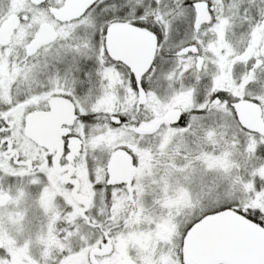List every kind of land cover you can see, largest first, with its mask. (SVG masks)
Masks as SVG:
<instances>
[{"label": "snow or ice", "instance_id": "snow-or-ice-1", "mask_svg": "<svg viewBox=\"0 0 264 264\" xmlns=\"http://www.w3.org/2000/svg\"><path fill=\"white\" fill-rule=\"evenodd\" d=\"M0 264H264V0H0Z\"/></svg>", "mask_w": 264, "mask_h": 264}]
</instances>
